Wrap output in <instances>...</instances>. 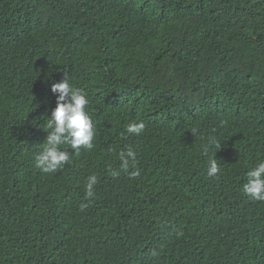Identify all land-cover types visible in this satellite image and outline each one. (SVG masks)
<instances>
[{
    "label": "trees",
    "instance_id": "trees-1",
    "mask_svg": "<svg viewBox=\"0 0 264 264\" xmlns=\"http://www.w3.org/2000/svg\"><path fill=\"white\" fill-rule=\"evenodd\" d=\"M66 77L95 147L44 174ZM129 147L140 175L112 177ZM261 159L264 0H0V264H264V201L242 189Z\"/></svg>",
    "mask_w": 264,
    "mask_h": 264
},
{
    "label": "clouds",
    "instance_id": "clouds-1",
    "mask_svg": "<svg viewBox=\"0 0 264 264\" xmlns=\"http://www.w3.org/2000/svg\"><path fill=\"white\" fill-rule=\"evenodd\" d=\"M51 92L56 95L55 107L51 110V115L47 118L46 127L50 131L42 143V147L34 156L35 167L44 174L56 173L63 168L70 159L69 154L62 145L74 150L79 154L81 149L92 150L96 137V128L87 106L90 101L86 92L78 86L70 83L68 77L57 83L51 84ZM146 129V123L143 120L132 121L127 124L125 131L128 134L140 135ZM195 131V130H193ZM219 141L215 137H208L204 151L213 146H218ZM215 152L211 153L208 160V177H216L220 173V165L214 159ZM135 151L129 147L126 151L118 153L120 161L119 170L108 168L112 177H118L121 172L126 173L129 178H135L140 172L135 167ZM98 184V176L90 174L86 177L85 196L88 199L95 197V186ZM244 194L254 201H264V159H261L253 168L246 173V182L242 186ZM86 205H81L83 211ZM177 238L183 236V232L176 233ZM153 255H156L153 252Z\"/></svg>",
    "mask_w": 264,
    "mask_h": 264
}]
</instances>
